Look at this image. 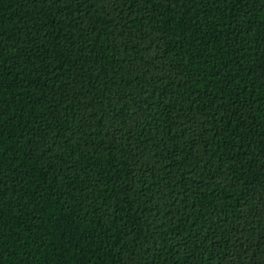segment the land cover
Masks as SVG:
<instances>
[{"label": "trees", "instance_id": "obj_1", "mask_svg": "<svg viewBox=\"0 0 264 264\" xmlns=\"http://www.w3.org/2000/svg\"><path fill=\"white\" fill-rule=\"evenodd\" d=\"M0 264H264V0H0Z\"/></svg>", "mask_w": 264, "mask_h": 264}]
</instances>
